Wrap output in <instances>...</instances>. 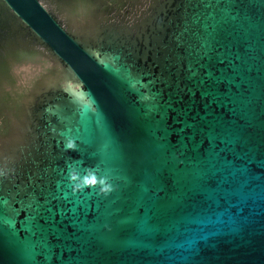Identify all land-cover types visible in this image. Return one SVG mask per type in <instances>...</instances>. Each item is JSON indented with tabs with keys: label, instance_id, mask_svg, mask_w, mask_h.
I'll use <instances>...</instances> for the list:
<instances>
[{
	"label": "water",
	"instance_id": "1",
	"mask_svg": "<svg viewBox=\"0 0 264 264\" xmlns=\"http://www.w3.org/2000/svg\"><path fill=\"white\" fill-rule=\"evenodd\" d=\"M0 172V264H264V0H0Z\"/></svg>",
	"mask_w": 264,
	"mask_h": 264
},
{
	"label": "clouds",
	"instance_id": "2",
	"mask_svg": "<svg viewBox=\"0 0 264 264\" xmlns=\"http://www.w3.org/2000/svg\"><path fill=\"white\" fill-rule=\"evenodd\" d=\"M76 147V143L72 139H68L65 143L66 151H75ZM4 175H6L4 172H0V176ZM68 182L73 194L81 192L86 188H98V194L107 196L114 190L108 176L98 175L92 168H86L83 174L76 168L70 169L68 172Z\"/></svg>",
	"mask_w": 264,
	"mask_h": 264
},
{
	"label": "snow or ice",
	"instance_id": "3",
	"mask_svg": "<svg viewBox=\"0 0 264 264\" xmlns=\"http://www.w3.org/2000/svg\"><path fill=\"white\" fill-rule=\"evenodd\" d=\"M77 96L81 99V100H84L86 98V94L85 93H82V92H78L77 93ZM92 104V101L89 100V105L91 106ZM0 192H2V183H0Z\"/></svg>",
	"mask_w": 264,
	"mask_h": 264
}]
</instances>
